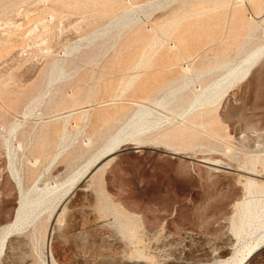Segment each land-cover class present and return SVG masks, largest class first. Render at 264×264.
<instances>
[{
    "label": "rangeland",
    "instance_id": "rangeland-1",
    "mask_svg": "<svg viewBox=\"0 0 264 264\" xmlns=\"http://www.w3.org/2000/svg\"><path fill=\"white\" fill-rule=\"evenodd\" d=\"M253 1L232 16L235 0H0V264H264V229L236 237L242 209L264 201V58L200 118L180 116L186 103L157 108L166 131L190 122L180 139L143 136L78 179L51 217L13 225L18 182L84 171L133 110L167 100L161 88L236 65L264 30L247 19Z\"/></svg>",
    "mask_w": 264,
    "mask_h": 264
},
{
    "label": "bare ground",
    "instance_id": "bare-ground-1",
    "mask_svg": "<svg viewBox=\"0 0 264 264\" xmlns=\"http://www.w3.org/2000/svg\"><path fill=\"white\" fill-rule=\"evenodd\" d=\"M221 1H226V0H221ZM229 1L232 2L231 5L234 4V0H229ZM235 1L237 2V0H235ZM238 2H240L243 6H241L240 4H237L236 5L237 9H235V11H233L232 16L235 15V13L238 12L241 9V7H246L245 0H240ZM253 2L258 4L259 6L256 7L255 14L248 16L247 19H252V20L256 19L257 20L260 18L259 21H256V24L264 25V17L261 19V16H264V7H262V4L258 0H254ZM50 18H52V16ZM253 25H254V23L248 24V31H250L252 29ZM93 33H95V32H93ZM96 33H99V32H96ZM96 33H95V35H96ZM100 33H102V32H100ZM262 58H264V30L261 34V41L259 43H257L251 50L247 51L242 56V58L239 60V62L236 65H234L233 67H231V66L227 67L226 63L223 64V67H227L226 72L223 75H221L220 77L214 79L210 84L202 85V84L197 83V82H195L196 83L195 84L190 80H189V82L186 80L182 81V82H176L175 81L174 82L175 84L170 85L168 89H167V86H165L159 90V92H160L164 89L162 98H163V100L167 99L166 101H155L154 105H153V106H155L154 108L148 107L145 105H139L137 107V109H135L131 112L129 118L125 122L124 127H122L117 132H115V134L113 136H110L108 138V140L106 141V143H104L105 145L100 149L99 153L95 157H93L88 162V164L86 163V167H85L84 171H82V172L78 171L77 174H75V175L73 174L74 176L70 177L69 179L67 178V180L62 181V182H54V181L50 182L49 181V183H47V184H42V185L35 184L34 186H31V188H27L26 190L23 189L21 183L18 182V180H19L18 179L17 180L18 185H19V192H18L19 198H18V202H17L18 206L16 208V212H15L16 214H14L15 215V224L12 223L16 227L13 225H12L13 226L12 227V226H10L11 225L10 224L9 229H10V227H11V229H14V227L17 228L19 226H22L25 223L30 224V223L35 222L36 220L39 219V216L44 211H48V217H51L53 212L56 210L57 206H59V204H61V202L70 193L71 188L74 186L75 182L78 181V179H80V181H81L82 177H84L85 175L90 173V170L92 169V167H94L97 164H99L100 162H102V160H104L105 158H107V157L113 155L114 153L118 152L120 149H123V147L125 148L126 146H131V147L135 148V146H138L137 143L144 142L145 139L143 140V136H148L154 140L159 139V138L180 139L181 136L183 135V133H185L186 127H187V125H189L190 122L186 121L182 127L176 128L174 130L166 131L167 129H163L162 127H160V125L162 123V119H161V117H159V112H158L157 108L165 109V110L166 109L171 110L170 105H172V106L175 105V107H177L180 105L183 106L186 103L187 107L182 112L179 113V114H181L180 116H183L184 118H187L188 120L200 118L201 117L200 115H202L203 110L205 108H208V107H210V105H213V104L217 103L218 101L222 100L223 97H225L227 94H229L232 91L235 83L245 80L252 73V71L258 66V63L261 61ZM56 66H57V68H56L57 71H59L58 69H60V67L55 64L54 67H56ZM181 69H182V71H184L183 73H185V74H187L190 71L189 66L186 64L182 65L180 67V70ZM51 76L53 77V80H54L55 78H54L53 72L51 73ZM199 76L200 75L196 76L195 80H198ZM189 77L190 76L187 77L186 75H183V78H185V79H187ZM51 83L48 82L47 84L50 85ZM71 95H72V97H70L71 102H75L77 99V93L74 94V92H72ZM28 106H31V103ZM28 109H29V107H28ZM25 110H26V108H25ZM23 111H24V109H23ZM26 112H24V113H26ZM186 112L188 113L187 115H186ZM63 128H65L64 125H63ZM5 140H8V139H5ZM84 144H85V146H92V141L90 139L84 140ZM6 145H8L7 142H6ZM13 146H14V144H13ZM19 146H20V144L18 145V148H20ZM11 147H12V145H11ZM15 148H17V146ZM9 156H12L11 153ZM208 164H210L211 166L212 165L213 166H219L221 164L224 165V163H220L217 165V164H214L212 162L208 163ZM262 165L264 167V162ZM243 172L247 175L259 176V175H255L251 172H247V171H243ZM246 181L249 183L248 187H252L253 185L255 187L260 186L258 184L257 180H255L254 178H251L249 176H246ZM238 224H239V227L237 229V236L236 237H238V236L240 237L241 234L252 235V234L256 233L257 231H258V233L261 232L260 230L263 231V229H264V201H262V202H257V201L251 202L250 201L248 203V206H245L242 209V211L239 215ZM9 229H8V231H9ZM5 231L7 233V230H5ZM10 232H11V230L9 231V233ZM261 234L264 236L263 232H261ZM9 237H11V236H9ZM240 238H242V236ZM254 238L255 237H253V240H254ZM256 238H257V241H254V242H256L255 245H259L260 242L262 245H264L263 244L264 240L262 243L261 239H259L258 237H256ZM5 239H8L7 234L2 236V238L0 239V247L1 248L4 245H6L5 241H7V240H5ZM247 241H249V239ZM255 245H251V247L248 250V255H250L251 250L253 249V247ZM246 247H249L248 244H246ZM3 250L4 249H2V252H3Z\"/></svg>",
    "mask_w": 264,
    "mask_h": 264
},
{
    "label": "built area",
    "instance_id": "built-area-1",
    "mask_svg": "<svg viewBox=\"0 0 264 264\" xmlns=\"http://www.w3.org/2000/svg\"><path fill=\"white\" fill-rule=\"evenodd\" d=\"M240 1V0H237V2Z\"/></svg>",
    "mask_w": 264,
    "mask_h": 264
}]
</instances>
